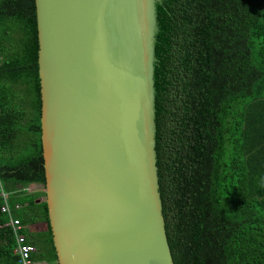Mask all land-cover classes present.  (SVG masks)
I'll return each mask as SVG.
<instances>
[{
    "label": "trees",
    "instance_id": "16d2710c",
    "mask_svg": "<svg viewBox=\"0 0 264 264\" xmlns=\"http://www.w3.org/2000/svg\"><path fill=\"white\" fill-rule=\"evenodd\" d=\"M157 23L155 151L174 263L264 264V0H162ZM38 51L35 0H0V186L34 261L57 264L45 192H27L45 185ZM1 193L0 264H18Z\"/></svg>",
    "mask_w": 264,
    "mask_h": 264
},
{
    "label": "water",
    "instance_id": "95a60500",
    "mask_svg": "<svg viewBox=\"0 0 264 264\" xmlns=\"http://www.w3.org/2000/svg\"><path fill=\"white\" fill-rule=\"evenodd\" d=\"M161 1L35 0L57 264H175L155 151Z\"/></svg>",
    "mask_w": 264,
    "mask_h": 264
},
{
    "label": "built area",
    "instance_id": "2783aa9c",
    "mask_svg": "<svg viewBox=\"0 0 264 264\" xmlns=\"http://www.w3.org/2000/svg\"><path fill=\"white\" fill-rule=\"evenodd\" d=\"M1 188V195L4 198V205L2 207V212L10 216L8 226L13 231L16 240V248L14 253L18 256V264H38L34 261L33 255L36 253V247L28 242V235L23 234L22 231L27 229L24 225L21 224L20 220L11 216L10 205L8 203V194L3 192ZM28 191V189H27ZM20 206L17 204L15 209L18 210Z\"/></svg>",
    "mask_w": 264,
    "mask_h": 264
},
{
    "label": "rangeland",
    "instance_id": "374dc122",
    "mask_svg": "<svg viewBox=\"0 0 264 264\" xmlns=\"http://www.w3.org/2000/svg\"><path fill=\"white\" fill-rule=\"evenodd\" d=\"M44 191L45 192V187L43 185H39V187L37 186H34V185H31L29 188H28V193H32V194H36V193H39V192H42ZM45 200V197H41L37 200L38 203L42 202ZM46 228V223L44 224H36L35 226H32L31 227V230H33L34 232H36L37 230H42Z\"/></svg>",
    "mask_w": 264,
    "mask_h": 264
},
{
    "label": "flooded vegetation",
    "instance_id": "af4514ba",
    "mask_svg": "<svg viewBox=\"0 0 264 264\" xmlns=\"http://www.w3.org/2000/svg\"><path fill=\"white\" fill-rule=\"evenodd\" d=\"M40 224V223H39ZM41 224H43V223H41ZM45 224V223H44ZM45 230H47V225H46V228H44V229H42V230H37L36 232L37 233H41V232H43V231H45Z\"/></svg>",
    "mask_w": 264,
    "mask_h": 264
},
{
    "label": "crops",
    "instance_id": "0c3cea01",
    "mask_svg": "<svg viewBox=\"0 0 264 264\" xmlns=\"http://www.w3.org/2000/svg\"><path fill=\"white\" fill-rule=\"evenodd\" d=\"M34 186H37V187H39V185L38 184H35ZM41 224V223H40ZM36 224H34V225H31L28 229L30 230V231H33V230H31V227L32 226H35Z\"/></svg>",
    "mask_w": 264,
    "mask_h": 264
}]
</instances>
